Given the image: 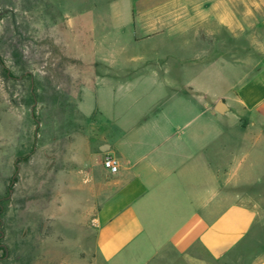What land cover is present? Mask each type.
<instances>
[{
  "label": "rangeland",
  "instance_id": "rangeland-1",
  "mask_svg": "<svg viewBox=\"0 0 264 264\" xmlns=\"http://www.w3.org/2000/svg\"><path fill=\"white\" fill-rule=\"evenodd\" d=\"M144 2L131 26L126 0H0V176L9 158L17 162L0 189V264H100L95 195L108 179L96 169L111 135L99 138L93 126L143 110L198 112L181 124L214 126L216 159L229 148L231 165H216V174L237 172L232 199L258 195L264 207V165H255L264 141L240 139L237 107L208 109L258 67L264 37L209 34L205 0Z\"/></svg>",
  "mask_w": 264,
  "mask_h": 264
},
{
  "label": "crops",
  "instance_id": "crops-1",
  "mask_svg": "<svg viewBox=\"0 0 264 264\" xmlns=\"http://www.w3.org/2000/svg\"><path fill=\"white\" fill-rule=\"evenodd\" d=\"M187 1L173 3L182 7ZM202 1L190 0L194 5ZM144 3L126 0L131 26L137 18H144L134 10ZM205 3L207 32L214 37L224 32L235 38L264 37V16L254 13L261 10L262 14L264 0ZM176 16V21H184L183 13ZM257 24L262 28L252 32ZM130 38L136 39V34ZM219 99L227 102L229 111L237 107L244 117L240 139L251 136L264 141V57L240 80L235 95L227 100L213 97L208 109L214 112ZM194 115L198 117V112L189 109H169L157 115L143 110L137 118L130 117V121L118 125L93 126L99 138L104 131L111 135L109 147L101 153L119 164L115 174L101 164L96 169L108 179L101 187L103 192L96 190L95 195V260L100 264H264V207L260 196L238 191V197L232 199L231 184L237 172L229 169L216 174V165L230 167L229 148L224 145L222 158L216 159L214 126L200 130L188 127L190 122L185 127L181 124ZM255 156V165H264V149ZM5 165L8 174L0 176L4 193L7 178L10 182L17 172L16 158H9Z\"/></svg>",
  "mask_w": 264,
  "mask_h": 264
},
{
  "label": "built area",
  "instance_id": "built-area-1",
  "mask_svg": "<svg viewBox=\"0 0 264 264\" xmlns=\"http://www.w3.org/2000/svg\"><path fill=\"white\" fill-rule=\"evenodd\" d=\"M104 167L112 174H115L119 171V164L113 158H106L103 162Z\"/></svg>",
  "mask_w": 264,
  "mask_h": 264
},
{
  "label": "water",
  "instance_id": "water-1",
  "mask_svg": "<svg viewBox=\"0 0 264 264\" xmlns=\"http://www.w3.org/2000/svg\"><path fill=\"white\" fill-rule=\"evenodd\" d=\"M215 111L219 112V113H224L225 111L228 110V107L226 106L225 102L223 100H219L215 107H214Z\"/></svg>",
  "mask_w": 264,
  "mask_h": 264
}]
</instances>
